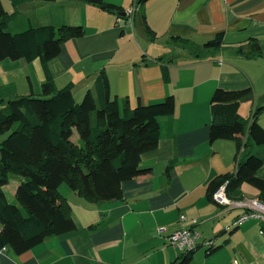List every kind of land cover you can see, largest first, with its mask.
Masks as SVG:
<instances>
[{
    "label": "crops",
    "instance_id": "crops-1",
    "mask_svg": "<svg viewBox=\"0 0 264 264\" xmlns=\"http://www.w3.org/2000/svg\"><path fill=\"white\" fill-rule=\"evenodd\" d=\"M105 1L122 7L120 15L83 0H29L18 5L11 22L20 16L36 25L85 27V35L65 40L60 54L48 61L56 86L71 83L75 98L94 91L104 70L113 97L127 98L134 107L173 95L175 112L160 117L159 142L141 157L148 171L123 181L122 199L93 202L65 187L77 228L22 254L8 245L0 249V264H180L183 251L169 236L184 227L200 232L188 264H229L236 258L263 264L264 223L249 219L234 225L244 210L211 200L207 186L216 175L235 171L238 151L236 140L209 139L216 88L253 87L254 97L239 108L244 118L264 105V0ZM2 2L14 11L12 0ZM220 32L223 47L206 49ZM241 48L252 56L238 53ZM0 67L6 76L25 69L32 90L42 92L47 74L40 58H7ZM15 86L18 94L30 93ZM258 121L264 127V111ZM20 181L11 187L10 199ZM240 190L243 197H258L247 183ZM182 214L188 220H181ZM206 239L212 240L210 249Z\"/></svg>",
    "mask_w": 264,
    "mask_h": 264
},
{
    "label": "trees",
    "instance_id": "trees-1",
    "mask_svg": "<svg viewBox=\"0 0 264 264\" xmlns=\"http://www.w3.org/2000/svg\"><path fill=\"white\" fill-rule=\"evenodd\" d=\"M25 1L29 0H12L15 9L9 12L0 0V62L40 58L47 74L39 95L31 82L28 94H18L13 83L0 92V136L9 132L0 141V249L10 245L18 254L50 236L77 228L72 205L60 189L65 182L69 189L93 202L122 199L123 181L148 171L142 167L141 157L159 142L160 117L174 114L176 107L173 95L134 107L127 98L120 101L111 95L104 70L96 79L94 91L88 90L81 101L75 98L71 83L58 88L48 72V61L60 54L65 40L85 35L86 29L72 24L36 25L28 20L26 28L13 31L11 21L19 13L18 5ZM83 1L118 15L123 10L105 0ZM146 1L136 0V4ZM224 42L220 32L204 47L220 50ZM239 52L252 56L243 48ZM253 97L251 86L218 87L212 94L209 139L236 140L238 151L235 171L209 181L211 200L225 183L229 197L242 198L240 186L247 183L257 189L258 198L264 202V150L257 149L264 148V127L258 121L264 105L248 119L239 113L241 103ZM12 173L21 181L10 199L5 187ZM197 248L183 252L180 264H188Z\"/></svg>",
    "mask_w": 264,
    "mask_h": 264
},
{
    "label": "built area",
    "instance_id": "built-area-1",
    "mask_svg": "<svg viewBox=\"0 0 264 264\" xmlns=\"http://www.w3.org/2000/svg\"><path fill=\"white\" fill-rule=\"evenodd\" d=\"M128 15L129 18H133L134 10L130 9L128 11ZM120 20L122 19L120 18ZM213 198L221 205L228 207H240L244 210L243 213L236 218V220L234 221V225L242 224L243 222L249 219H256L264 223V202L256 196H244L239 199H232L229 197L226 191V183H225L214 192ZM181 220L183 221L188 220V216L182 214ZM191 221L193 224L198 223L197 218H192ZM160 230L162 231L163 228H160ZM199 237H200V232L198 230L193 229L191 227L189 228L184 227L172 233L169 236V239L173 245L177 246L181 251L186 252L188 250H192L198 247ZM204 244L209 247L212 244V240L206 239L204 241ZM229 264H257V263H243L236 258L233 259Z\"/></svg>",
    "mask_w": 264,
    "mask_h": 264
},
{
    "label": "rangeland",
    "instance_id": "rangeland-1",
    "mask_svg": "<svg viewBox=\"0 0 264 264\" xmlns=\"http://www.w3.org/2000/svg\"><path fill=\"white\" fill-rule=\"evenodd\" d=\"M28 20H29L28 17L26 18V17H20L19 16L17 18V21L11 22L10 29L13 30V31L22 30L23 28H21V22H22V24L26 23L28 25ZM27 72H26L25 69L24 70L21 69V70L15 71L14 73H11V76H6V74H4L2 68L0 67V92L6 91L7 89H5V87L9 86L12 83L14 85L19 86L20 90H24V89L27 90V87H28V91H29L30 90V80L28 78V74L29 75H31V74L29 72L27 74ZM14 74L17 76L16 78H15V76H12ZM6 83H8L9 85L6 84ZM4 84H6V85H4ZM36 94L39 95L40 93L37 92ZM84 94H86V93H84ZM84 94H83V96L76 97L77 101H81L84 98ZM251 114H252V111L248 112L246 118L250 117ZM8 134H9V132L1 135L0 136V141H3L8 136ZM18 178H19V175H17L16 173H12L11 174V180H10L8 186L6 187L7 194L10 195V193L12 191L11 187L13 186V184H15V181ZM65 187H67V188L69 187L68 183H66V182L62 185V187L60 189L63 191ZM228 218L231 219L230 217H228ZM200 249H203V247H201Z\"/></svg>",
    "mask_w": 264,
    "mask_h": 264
},
{
    "label": "water",
    "instance_id": "water-1",
    "mask_svg": "<svg viewBox=\"0 0 264 264\" xmlns=\"http://www.w3.org/2000/svg\"><path fill=\"white\" fill-rule=\"evenodd\" d=\"M123 15H125V12H122ZM252 49H255L256 47L254 46H251Z\"/></svg>",
    "mask_w": 264,
    "mask_h": 264
}]
</instances>
